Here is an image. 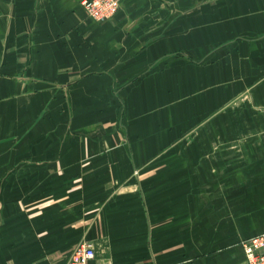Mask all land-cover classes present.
<instances>
[{
  "label": "crops",
  "instance_id": "0c3cea01",
  "mask_svg": "<svg viewBox=\"0 0 264 264\" xmlns=\"http://www.w3.org/2000/svg\"><path fill=\"white\" fill-rule=\"evenodd\" d=\"M0 0V264H244L264 233V0Z\"/></svg>",
  "mask_w": 264,
  "mask_h": 264
},
{
  "label": "built area",
  "instance_id": "2783aa9c",
  "mask_svg": "<svg viewBox=\"0 0 264 264\" xmlns=\"http://www.w3.org/2000/svg\"><path fill=\"white\" fill-rule=\"evenodd\" d=\"M81 6L88 19L100 24L114 17L119 11L120 0H84ZM240 246L244 264H264V233L243 240ZM94 260L93 245L80 243L72 250L66 264H92Z\"/></svg>",
  "mask_w": 264,
  "mask_h": 264
}]
</instances>
